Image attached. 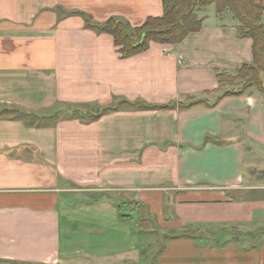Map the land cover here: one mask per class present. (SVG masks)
<instances>
[{
    "label": "crops",
    "instance_id": "crops-1",
    "mask_svg": "<svg viewBox=\"0 0 264 264\" xmlns=\"http://www.w3.org/2000/svg\"><path fill=\"white\" fill-rule=\"evenodd\" d=\"M212 6L121 58L68 13L137 26L162 0H0V108L36 116L0 115V264H264L263 94L218 88L252 40ZM119 98L203 102L89 119ZM145 234L164 235L146 262Z\"/></svg>",
    "mask_w": 264,
    "mask_h": 264
},
{
    "label": "trees",
    "instance_id": "trees-1",
    "mask_svg": "<svg viewBox=\"0 0 264 264\" xmlns=\"http://www.w3.org/2000/svg\"><path fill=\"white\" fill-rule=\"evenodd\" d=\"M208 4L215 5L217 14L229 10L238 20L237 32L240 37H249L252 40V61L243 63L233 73L223 69H215V77L220 89L224 85H233L237 79L244 80V86L240 90H226L223 96L237 95L248 88L255 86L257 90L264 93V23L261 16L264 11V0H162L163 12L159 16H148L137 26H132L127 20L116 16L108 17L104 22L92 21L91 17L81 11H71L68 14H78L84 18L85 27L94 32L108 33L112 36L113 44L121 58H126L145 51L151 42L176 44L181 42L189 33L198 31L201 19L197 17L196 11ZM203 100L192 101L189 104L166 103L151 104L142 100L130 101L119 98L116 104L108 105L89 115V119H97L101 114L121 108L131 109H167L186 108L201 103ZM14 114V118L26 119L34 114L27 113L15 108H0V115ZM83 114V113H81ZM51 114L49 117H53ZM36 117V116H35ZM121 216H125L120 214ZM142 226L144 220H139ZM182 232L178 235H165V237L184 236Z\"/></svg>",
    "mask_w": 264,
    "mask_h": 264
},
{
    "label": "rangeland",
    "instance_id": "rangeland-1",
    "mask_svg": "<svg viewBox=\"0 0 264 264\" xmlns=\"http://www.w3.org/2000/svg\"><path fill=\"white\" fill-rule=\"evenodd\" d=\"M209 5H211V6H207V7H205V8H199L197 11H196V15H197V17L199 18V14H205V13H207L208 11H209V9H211V8H209V7H213L212 5L213 4H209ZM261 20H263L264 21V15L263 16H261ZM233 73V72H232ZM263 79H264V76H263ZM225 86V85H224ZM242 86H244V80H241V79H237V81H235L234 83H233V85H229V86H226L224 89H226V90H240V89H242ZM253 88H255V89H257L255 86H252ZM249 89L250 88H248L247 90H246V92H248L249 91ZM263 95H262V97H263V99H264V93H262ZM135 215L137 216L138 215V211H135ZM156 222H154V224H155ZM145 226V228L144 229H150L151 228V226H150V224L149 223H147L146 225H144ZM153 229H155V227H153ZM165 234V233H164ZM164 238V235H160L159 237H157V235H152V234H149V235H147V234H145L144 235V244H143V248H144V250H145V254H144V261L146 262V261H148L150 258H151V256L153 255V250H151L153 247L155 248V249H157L159 246H160V243H162L163 242V239ZM143 261V260H142ZM3 264H5V263H3Z\"/></svg>",
    "mask_w": 264,
    "mask_h": 264
}]
</instances>
